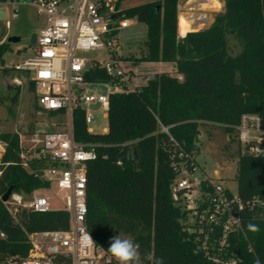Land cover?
Instances as JSON below:
<instances>
[{"label": "trees", "instance_id": "trees-1", "mask_svg": "<svg viewBox=\"0 0 264 264\" xmlns=\"http://www.w3.org/2000/svg\"><path fill=\"white\" fill-rule=\"evenodd\" d=\"M223 1L224 11L208 28L183 37L178 34V0H152L117 13L118 18L136 16L147 25L138 60L174 63L176 74L155 73L132 92L112 94L106 133L89 135L83 113L74 114L75 139L98 145V156L88 167L87 225L95 243L106 250L110 238L119 234L139 246L143 264L160 257L165 264H216L196 253L188 241L185 213L173 201L170 187L176 176L171 156L180 150L198 151L201 123L225 125L222 128L232 134L243 113H254L264 127V0ZM121 2H115L117 10ZM230 37L239 43V52L233 51ZM7 46L0 44V61ZM4 70L11 78L26 79L35 90L27 73ZM86 78L101 82L110 77L104 69L92 68ZM14 88L10 100L16 103L21 86ZM0 141L5 144L0 157V230L7 235L0 239V264H10L8 260L27 256L28 233L67 229L69 215L64 210H18L15 221L2 201L7 190L28 195L48 184L22 166L19 135L2 131L1 122ZM236 177L244 202L254 197L264 201V157L241 153ZM243 222L246 236L234 238L238 264H259L264 261V221L246 212ZM249 222L259 231H250ZM149 254L152 262L146 259Z\"/></svg>", "mask_w": 264, "mask_h": 264}, {"label": "built area", "instance_id": "built-area-1", "mask_svg": "<svg viewBox=\"0 0 264 264\" xmlns=\"http://www.w3.org/2000/svg\"><path fill=\"white\" fill-rule=\"evenodd\" d=\"M4 4L12 7L14 17L18 16L20 6L29 5L35 8L38 16L47 19V26L36 35L34 55L13 68L27 73L34 84L37 111H61L65 118L61 130L41 132L35 127L23 135L18 134L22 166L49 187L53 185L56 192L50 196H31L30 200H25L22 193L12 192L4 204L15 221H18V210H64L69 215L67 229L28 233L27 256L8 262L117 264L105 247L95 243L88 230V167L98 156V145L75 139L74 114L81 111L87 133L98 134L91 125L100 116L108 119L110 96L135 90L132 72L122 69L117 58L116 33L128 27L129 20H118V11L111 0L0 2V6ZM92 68L104 69L109 80H87L86 73ZM11 82L22 86L26 79L15 76ZM98 84L105 85L110 92L90 90V86ZM107 131L108 126L101 133ZM229 135L239 142L241 153L264 157V127L259 115L243 113ZM196 154V150H180L171 156L176 176L170 191L175 204L185 213L183 229L196 253L216 264H238L241 257L234 238L246 236L243 222L246 212L253 219L264 221V201L254 197L244 202L238 190L233 192L221 178L208 176L200 170ZM53 198H59L63 207H51ZM88 236L94 243L89 244ZM5 238L6 233L0 230V239ZM249 250H253L251 244Z\"/></svg>", "mask_w": 264, "mask_h": 264}, {"label": "rangeland", "instance_id": "rangeland-1", "mask_svg": "<svg viewBox=\"0 0 264 264\" xmlns=\"http://www.w3.org/2000/svg\"><path fill=\"white\" fill-rule=\"evenodd\" d=\"M149 1L152 0H122L123 3L121 5L131 7ZM220 11L221 8L213 9L210 11V16L213 18ZM13 13L10 5L4 4L0 6V44L6 43L8 45L3 53L2 61H0V68H2L0 74V95L3 98V105L0 107L1 130L17 132L23 135L26 131H30L33 124L41 132L61 130L64 128L65 118L63 116L49 117L47 113L37 111L35 109V92L28 84L25 83L21 86V94L16 103L10 100L16 89L11 82V72H6L4 68H11L21 64L28 57L34 55L35 46L30 41L31 36L33 34L37 35L41 29L47 26V19L44 16H38L32 6H20L17 17H14ZM125 18L129 20V26L120 29L116 33L118 44L117 58L122 69L132 70L134 85H143L145 77L155 73L176 74L171 64L160 65L138 60L141 56V50L145 48L147 25L139 22L136 16L119 17L118 20ZM208 19L202 17L201 20L197 19L196 22L206 24L209 22ZM208 25L209 23L205 27ZM205 27L195 31L205 29ZM16 36L20 37V42H9L11 37ZM230 40L233 51L237 52L239 43L233 40L232 37H230ZM133 56L135 58H132ZM90 90L103 94L110 92L109 88L101 84L90 86ZM91 126L96 133H101L103 128L108 126V119L100 116ZM4 150L5 144L0 141V157ZM240 154L239 142L235 138L229 139V134L222 127L208 123L200 124L198 151L195 156L196 163L200 170L208 176L221 178L233 192L238 190L236 176ZM47 187L35 190L28 195L23 194L25 200H30L31 196H50L56 192L53 185L51 187L48 185ZM51 207L60 209L63 207V203L59 198H53ZM121 238L131 239L123 235H121ZM141 264L143 263L141 262Z\"/></svg>", "mask_w": 264, "mask_h": 264}, {"label": "crops", "instance_id": "crops-1", "mask_svg": "<svg viewBox=\"0 0 264 264\" xmlns=\"http://www.w3.org/2000/svg\"><path fill=\"white\" fill-rule=\"evenodd\" d=\"M112 1V0H111ZM117 0L115 1H112V2H116ZM221 4V11L220 12H223L224 11V1L223 0H218ZM213 2L214 0H178V34L179 36L183 37L185 36L188 32H191V31H195L196 29H201L203 27H205V25H207L209 23V25L205 28H208L213 22H214V19H215V16H210V11L213 10V9H216L214 6H213ZM123 2H121L122 4ZM120 4V8L119 10L121 9H124V8H128V7H124L123 5ZM132 7V6H131ZM218 8V9H219ZM117 10V11H119ZM184 13L186 15V17L188 18V30L185 34H182L180 33V13ZM201 17V18H200ZM202 17L205 19H208V23H201V22H196L197 19H202ZM150 63H157V64H160V65H167V64H171L172 65V68L175 69V72H176V67H175V64L174 63H171V62H150ZM128 71H131L132 70H128ZM175 75V74H174Z\"/></svg>", "mask_w": 264, "mask_h": 264}, {"label": "clouds", "instance_id": "clouds-1", "mask_svg": "<svg viewBox=\"0 0 264 264\" xmlns=\"http://www.w3.org/2000/svg\"><path fill=\"white\" fill-rule=\"evenodd\" d=\"M248 229L253 232L259 231V227L251 222L248 224ZM87 239L89 244L94 243L90 236ZM107 251L111 257L115 258L117 264H141L139 246L129 238H121L119 234L110 238ZM146 259L152 262L153 256L149 254ZM154 264H165V262L160 257L155 259Z\"/></svg>", "mask_w": 264, "mask_h": 264}, {"label": "bare ground", "instance_id": "bare-ground-1", "mask_svg": "<svg viewBox=\"0 0 264 264\" xmlns=\"http://www.w3.org/2000/svg\"><path fill=\"white\" fill-rule=\"evenodd\" d=\"M213 6L215 8H219V7H221V4H220V2L218 0H214ZM179 20H180V23H179V25H180V33L185 34L187 32L188 28H189V26H188V18L186 17V15L184 13L181 12Z\"/></svg>", "mask_w": 264, "mask_h": 264}, {"label": "water", "instance_id": "water-1", "mask_svg": "<svg viewBox=\"0 0 264 264\" xmlns=\"http://www.w3.org/2000/svg\"><path fill=\"white\" fill-rule=\"evenodd\" d=\"M35 39H36V35L35 34H33L32 36H31V43L32 44H34L35 43ZM21 41V39H20V37H18V36H16V37H11L10 39H9V42H20ZM229 139H232V136L231 135H229ZM12 188H9L8 190H7V192L3 195V197H2V201L3 202H5V201H7L8 200V198H9V196L11 195V193H12Z\"/></svg>", "mask_w": 264, "mask_h": 264}]
</instances>
